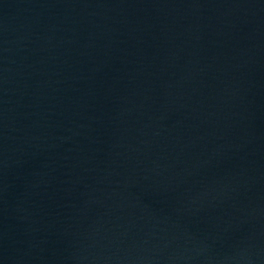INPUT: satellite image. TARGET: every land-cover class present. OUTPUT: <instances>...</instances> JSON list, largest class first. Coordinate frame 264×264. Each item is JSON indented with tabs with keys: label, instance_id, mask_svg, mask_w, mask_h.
<instances>
[{
	"label": "water",
	"instance_id": "95a60500",
	"mask_svg": "<svg viewBox=\"0 0 264 264\" xmlns=\"http://www.w3.org/2000/svg\"><path fill=\"white\" fill-rule=\"evenodd\" d=\"M0 264H264V0H0Z\"/></svg>",
	"mask_w": 264,
	"mask_h": 264
}]
</instances>
